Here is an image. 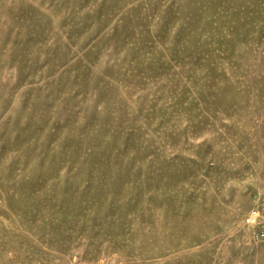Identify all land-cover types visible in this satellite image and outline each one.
<instances>
[{"label":"rangeland","instance_id":"1","mask_svg":"<svg viewBox=\"0 0 264 264\" xmlns=\"http://www.w3.org/2000/svg\"><path fill=\"white\" fill-rule=\"evenodd\" d=\"M0 264H264V0H0Z\"/></svg>","mask_w":264,"mask_h":264}]
</instances>
